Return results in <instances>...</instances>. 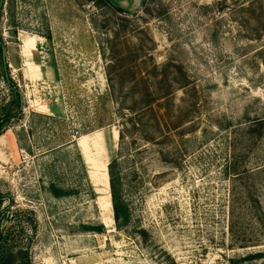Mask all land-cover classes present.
<instances>
[{
	"label": "rangeland",
	"instance_id": "374dc122",
	"mask_svg": "<svg viewBox=\"0 0 264 264\" xmlns=\"http://www.w3.org/2000/svg\"><path fill=\"white\" fill-rule=\"evenodd\" d=\"M3 1L23 104L0 136V264H264L240 260L264 252V0ZM164 72L189 130L120 145L128 109ZM16 98L0 76V115ZM91 135L108 165L119 158L127 230L88 178L78 145ZM231 162L250 173L233 183ZM232 193L239 210L259 199L245 249L228 231Z\"/></svg>",
	"mask_w": 264,
	"mask_h": 264
},
{
	"label": "trees",
	"instance_id": "16d2710c",
	"mask_svg": "<svg viewBox=\"0 0 264 264\" xmlns=\"http://www.w3.org/2000/svg\"><path fill=\"white\" fill-rule=\"evenodd\" d=\"M98 1V0H97ZM103 2V3H102ZM100 4L107 6L109 8H113L110 3L106 0H99L97 3V7L101 8ZM4 1L0 0V16L3 10ZM114 9V8H113ZM116 10V9H115ZM117 13L120 11L116 10ZM2 47L5 45L0 39V76L3 83L8 87V89L16 95V104L13 112H9L4 115H0V136L2 135V131L5 126L10 123L13 119L20 116L22 113V99L20 95L17 93L15 87L13 86L7 67L5 68L2 61ZM165 67V66H162ZM154 78V76L152 77ZM134 80V79H133ZM140 80L135 79L134 82ZM167 76L164 72L162 79H159L157 82H154L152 87L147 86L145 95L140 103H135L134 106L128 109L129 115L124 117V124L122 129L119 131V144L128 138L127 135L139 134L142 136L143 140H154V138L159 139V136H166L165 129L169 136L173 135L175 132V136L181 138L189 128L184 125L185 118L181 112H175V115L171 116L170 114L173 112L172 110V85L166 83ZM148 83V82H146ZM165 85V90L163 91V87ZM153 87L155 89H153ZM157 88V89H156ZM193 122V120H192ZM261 123V122H260ZM156 131L154 133L153 131ZM161 136V137H162ZM119 158L115 157L111 160L108 165V179H109V191L111 197L112 204V212H113V220L114 226L118 231L127 230L125 229L129 223V214H128V206L126 204L125 198L123 196V188L121 183V175L119 172ZM237 167L235 164L228 163L225 168V172L229 174L233 178V183L241 180L244 176H247L250 172L244 170L242 172L237 171ZM244 205H247L250 208L249 211L239 210L237 207V202L235 200V194L232 193V199L230 201V209H229V225L228 231L232 238L235 239L237 244L235 245L240 249H245L256 243L255 241H250V238L247 236L244 228L252 227L255 223H253V219L259 221V218L255 215L253 207L254 204L259 205V199L250 197L249 195L243 196ZM4 197L0 196V206L3 204ZM243 205V206H244ZM251 211V212H250ZM7 212V208L3 211H0V214H4ZM255 229V228H254ZM96 234L104 233V228L100 225L99 228L93 229ZM252 232V231H251ZM256 233V231H254ZM243 234V235H242ZM250 236V235H249ZM247 237V239H246ZM3 236L0 233V248L3 242ZM264 258V252H256L251 253L240 260L246 262H252L256 259ZM232 263V259L230 260ZM7 264V263H4ZM233 264V263H232Z\"/></svg>",
	"mask_w": 264,
	"mask_h": 264
},
{
	"label": "bare ground",
	"instance_id": "6f19581e",
	"mask_svg": "<svg viewBox=\"0 0 264 264\" xmlns=\"http://www.w3.org/2000/svg\"><path fill=\"white\" fill-rule=\"evenodd\" d=\"M87 139V140H86ZM89 140V141H88ZM101 141L99 138H87L86 136L80 138V148L83 150L84 157L89 161L90 171L89 176L96 187H99L98 190L103 189L106 191L105 197L107 200L102 199L100 196V203H106V206L109 207V179H108V160L106 158L105 152L100 145ZM101 147V148H100ZM93 151L88 153V151ZM101 185H103L101 187ZM97 193V192H96ZM103 202H102V201ZM105 205V204H104ZM111 207V206H110ZM109 207V208H110Z\"/></svg>",
	"mask_w": 264,
	"mask_h": 264
},
{
	"label": "crops",
	"instance_id": "0c3cea01",
	"mask_svg": "<svg viewBox=\"0 0 264 264\" xmlns=\"http://www.w3.org/2000/svg\"><path fill=\"white\" fill-rule=\"evenodd\" d=\"M87 137V136H86ZM116 137V133H114L113 132V138H115ZM87 138H98V136L97 135H91V136H88ZM87 140V139H86ZM78 146H80V145H78ZM80 151H81V155L83 154V150L80 148ZM85 153V152H84ZM88 178H89V180H90V182H91V184H93L92 183V180H91V178H90V176H89V167H88ZM92 186H94V184L92 185ZM94 188V187H93ZM98 195V194H97ZM98 197L100 198V196L98 195ZM110 200H111V197H110ZM99 204H101V203H99Z\"/></svg>",
	"mask_w": 264,
	"mask_h": 264
},
{
	"label": "water",
	"instance_id": "95a60500",
	"mask_svg": "<svg viewBox=\"0 0 264 264\" xmlns=\"http://www.w3.org/2000/svg\"><path fill=\"white\" fill-rule=\"evenodd\" d=\"M2 61L3 65L6 68L7 67V58H6V49L5 47H2Z\"/></svg>",
	"mask_w": 264,
	"mask_h": 264
},
{
	"label": "built area",
	"instance_id": "2783aa9c",
	"mask_svg": "<svg viewBox=\"0 0 264 264\" xmlns=\"http://www.w3.org/2000/svg\"><path fill=\"white\" fill-rule=\"evenodd\" d=\"M77 135H78V133H76V135H74V136H73V138H76V137H77Z\"/></svg>",
	"mask_w": 264,
	"mask_h": 264
}]
</instances>
